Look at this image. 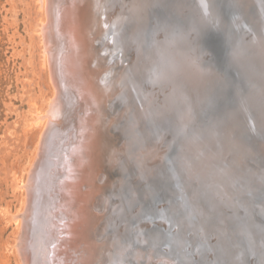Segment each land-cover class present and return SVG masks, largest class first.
I'll list each match as a JSON object with an SVG mask.
<instances>
[{
    "label": "water",
    "instance_id": "water-1",
    "mask_svg": "<svg viewBox=\"0 0 264 264\" xmlns=\"http://www.w3.org/2000/svg\"><path fill=\"white\" fill-rule=\"evenodd\" d=\"M115 2L122 9L106 20L107 79L113 64L129 61L123 95L109 107L114 118L123 104L127 112L112 126L120 155L110 161L114 181L97 203L104 224L96 264H264V0H105L113 11ZM59 88L57 107L69 100ZM129 127L138 142L148 141L151 160L127 157L137 150ZM57 130L53 121L42 147ZM210 136L227 140L231 157L193 175ZM242 148L252 153L243 163ZM189 150L196 158L183 163ZM215 183L226 187L225 197L212 192Z\"/></svg>",
    "mask_w": 264,
    "mask_h": 264
},
{
    "label": "bare ground",
    "instance_id": "bare-ground-1",
    "mask_svg": "<svg viewBox=\"0 0 264 264\" xmlns=\"http://www.w3.org/2000/svg\"><path fill=\"white\" fill-rule=\"evenodd\" d=\"M37 3L42 15L38 32L42 37L44 65L48 68L53 92L48 101V110L44 114L35 110L32 121L33 125L41 126V132L36 146L35 161L27 172L28 178L24 184L20 182L22 186L19 184L23 194L24 210H18L21 211L20 215L17 212L19 217L16 222H19L17 225L20 227L17 252L21 258L17 256L22 259V264H96L102 247L101 242H96L98 236L96 233L104 224L101 223L102 216L101 212H98L97 203L102 201L101 195H105L114 181L110 172V161L116 155H120L115 149L118 138L114 135L112 126L115 119L121 120L127 112L123 104V110L118 108L114 118L113 114H110L109 106L112 103L110 100L117 93L120 94L122 91L123 95L125 89L121 83L125 71L123 61L128 62L129 58L124 57L122 61L113 64L114 73L107 79L106 60L110 55L107 49H110L111 45L104 40L106 20L108 17L113 19L115 11L120 12L122 6L115 2L113 11V7L108 6L105 0H37ZM103 10H106L104 18ZM58 52H61L62 56L57 61L59 70L56 77L53 61L56 60ZM136 60L133 56L132 65ZM142 70L144 71V68ZM59 85L63 90L67 89L69 100L64 99L63 104L57 107ZM137 86L131 85V89L137 92L139 91ZM67 105H70L68 111ZM53 121H56L58 130L45 144L46 147L45 145L42 147V140L45 142L46 131ZM137 126L136 131H141L142 124L137 123ZM128 131L133 133L131 127ZM136 131L132 134L134 137L131 136L129 139L130 146L134 145V148H137L136 155L130 154L129 151L127 157L136 156L133 163L139 164L140 154L143 159L151 160L153 153L151 155L148 141H145L146 143L137 141ZM213 138L210 136L205 139L211 143L206 145V154L201 158L204 162L200 163L202 166L200 168L197 167L198 164L192 166L193 175L200 177L205 173L207 175L210 173L206 171L210 161L219 159L227 161L231 157L230 143L223 137L217 136L216 140ZM49 142L52 143L51 150L43 157ZM186 147L188 146L185 144L183 149ZM251 154L250 148L243 150L239 154L242 163L245 156ZM192 155L191 150L182 154L183 163L196 158ZM42 158L46 159L34 177L33 170L38 160L41 161ZM201 167H205L206 170ZM242 170L241 167L240 172ZM228 171L230 168L225 170ZM105 176L107 180L102 182ZM223 176L227 177L229 174L224 173ZM38 179L40 181L42 179V183L37 184L39 191L37 188L31 191L34 187L32 181L36 182ZM210 188L218 197H225L228 193L226 187L219 183L213 184ZM32 192L36 193L37 199L35 197L36 204L31 216L29 204L33 200ZM106 207L107 204L103 208L104 211ZM119 246L116 249L118 257L126 251L124 245Z\"/></svg>",
    "mask_w": 264,
    "mask_h": 264
},
{
    "label": "rangeland",
    "instance_id": "rangeland-1",
    "mask_svg": "<svg viewBox=\"0 0 264 264\" xmlns=\"http://www.w3.org/2000/svg\"><path fill=\"white\" fill-rule=\"evenodd\" d=\"M41 19L37 0H0V264L23 263L16 222L24 210L19 184L27 180L37 153L41 126L32 124L35 110L44 114L53 92L38 32ZM32 183L31 191H39Z\"/></svg>",
    "mask_w": 264,
    "mask_h": 264
}]
</instances>
